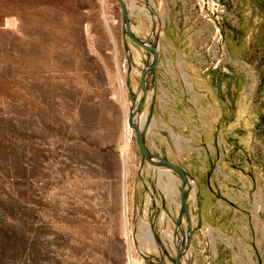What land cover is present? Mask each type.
Here are the masks:
<instances>
[{"label": "rangeland", "instance_id": "1", "mask_svg": "<svg viewBox=\"0 0 264 264\" xmlns=\"http://www.w3.org/2000/svg\"><path fill=\"white\" fill-rule=\"evenodd\" d=\"M125 3L159 46L136 122L155 98L147 146L193 177L182 264H264V0ZM151 58L118 0H0V264H173L181 180L124 127Z\"/></svg>", "mask_w": 264, "mask_h": 264}, {"label": "water", "instance_id": "2", "mask_svg": "<svg viewBox=\"0 0 264 264\" xmlns=\"http://www.w3.org/2000/svg\"><path fill=\"white\" fill-rule=\"evenodd\" d=\"M120 7L122 9V18H123V33L124 37L129 38L134 44L137 46L147 50L151 55V61L150 63L142 69L141 71V94L139 97V101L137 103V106L134 107L128 116V124L131 129H133L135 134L136 143L140 149L141 153V170L147 163L148 165L168 169L172 172H174L176 175L179 176L181 180V190H180V213L176 222V229L174 232V240L177 241L178 239V232L181 233V241L179 246L174 245L176 248V254L175 257L172 260L173 264H182L185 254L190 250L192 247V236L194 234V227L192 223V218L190 215V210L188 206V200L190 197V194L192 192V186L191 181L193 180L192 175L183 167L173 163L172 161L165 159L164 157L155 154L150 150V148L147 146L146 138L148 134V129L150 126V120L153 115L154 111V102L155 98L152 99V104L150 108V113L147 117V120L144 122V124H141L139 122H136V119L138 116L142 113L144 106L148 102L149 95H150V85H155L156 82V73L159 65V46H158V38L155 39V43H153L151 40L148 39H142L139 37L133 30L131 26V19L130 14L128 11V8L126 6V3L124 0H118ZM126 51H128V46L126 45ZM129 59V58H128ZM130 69V67H129ZM130 94L133 96L134 101L136 100V93L133 91H130ZM199 196V195H198ZM197 196V199L199 198ZM198 205L200 207V202L198 200ZM183 218H186L188 226L186 231L184 232V229L182 227V220ZM201 213L199 212V221H198V227L201 226ZM151 232L153 233V236L155 240L160 244L162 249L167 253L166 248L159 238L156 237L154 231L151 229ZM168 254V253H167ZM169 257H171L169 255Z\"/></svg>", "mask_w": 264, "mask_h": 264}, {"label": "crops", "instance_id": "3", "mask_svg": "<svg viewBox=\"0 0 264 264\" xmlns=\"http://www.w3.org/2000/svg\"><path fill=\"white\" fill-rule=\"evenodd\" d=\"M202 194L206 206V208H204L206 217L211 221V223L219 224L221 222V219L218 218L216 211L213 208L212 196L206 190H203ZM193 246L194 244H192L190 251L192 250ZM191 255V252H189L185 257L188 259V257H190ZM247 259L250 261V264L254 263V255L252 253L250 254L249 252H247Z\"/></svg>", "mask_w": 264, "mask_h": 264}, {"label": "bare ground", "instance_id": "4", "mask_svg": "<svg viewBox=\"0 0 264 264\" xmlns=\"http://www.w3.org/2000/svg\"><path fill=\"white\" fill-rule=\"evenodd\" d=\"M106 1V0H105ZM125 1V0H124ZM126 6H127V4H126ZM127 8H128V6H127ZM129 11V10H128ZM132 30L136 33V31L132 28ZM150 96V95H149ZM213 99H214V102H215V104L217 105V106H219L220 108L222 107L221 106V103L217 100V98H216V96L215 95H213ZM213 102V103H214ZM127 113V112H126ZM220 114V113H219ZM219 116H221V114L219 115ZM147 117H148V114H145L143 117H142V122H141V124H144V122L147 120ZM221 118V117H220ZM216 120V119H215ZM124 127H126V131H128V133H129V135H130V133H131V128L129 127V124H128V116L126 117V120H125V125H124ZM167 171V170H166ZM127 173H126V171H125V175H126ZM171 177H173L174 178V175L173 174H171ZM192 182V181H191ZM192 192H195V190L193 191V189H192ZM191 192V193H192ZM127 208V207H126ZM125 214H127V212H126V210H125ZM186 219V218H185ZM183 225H184V218H183V220H182V227H183ZM183 229H184V227H183ZM186 230L184 229V232H185ZM168 238H170L171 239V237H170V235L168 236ZM148 240H154V236L152 235V232H149V234H148Z\"/></svg>", "mask_w": 264, "mask_h": 264}]
</instances>
